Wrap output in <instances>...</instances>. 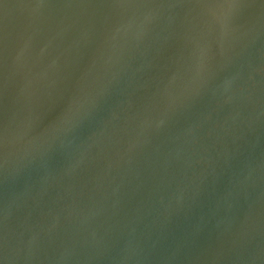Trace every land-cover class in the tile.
<instances>
[{"label":"water","instance_id":"95a60500","mask_svg":"<svg viewBox=\"0 0 264 264\" xmlns=\"http://www.w3.org/2000/svg\"><path fill=\"white\" fill-rule=\"evenodd\" d=\"M0 264H264V0H0Z\"/></svg>","mask_w":264,"mask_h":264}]
</instances>
